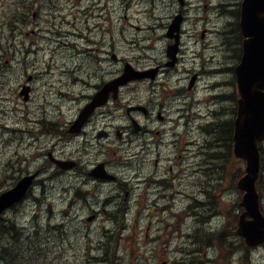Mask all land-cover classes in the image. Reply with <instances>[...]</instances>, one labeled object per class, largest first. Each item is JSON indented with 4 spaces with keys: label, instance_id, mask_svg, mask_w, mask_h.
<instances>
[{
    "label": "flooded vegetation",
    "instance_id": "flooded-vegetation-1",
    "mask_svg": "<svg viewBox=\"0 0 264 264\" xmlns=\"http://www.w3.org/2000/svg\"><path fill=\"white\" fill-rule=\"evenodd\" d=\"M34 1L38 2V0ZM59 1L60 0L40 1L45 4L57 5L56 7H51L48 11L44 9L45 18L39 13L43 11L41 5L35 7L37 11L29 12L21 10L22 6H26L23 5V2H29V0H17L16 7L18 10H15L13 14L12 12L6 13L7 24L9 25L8 35L5 38H0V93L3 91L1 87L3 84L20 85L19 88L24 84H29L34 100L40 96L38 92L39 83L44 85L46 82V73L45 69L38 71V68H35L33 57H36L37 63L39 42L50 40V35H64L59 30H56L52 24L48 23L46 19L51 11L58 9V7H62V2ZM164 2H169L170 7V11L163 18L167 23L173 22L178 15L181 17L179 30L177 28L175 34L169 35L172 38H170L167 33L165 34V36H167L164 44L165 53L161 61L157 62V65L160 68V72H163L166 77L159 82V86L171 85L173 93L178 97L187 99L184 101V104L189 105V99L194 98L191 95V92L194 91V88H191V82L194 76L197 77L198 75L201 81L209 78L218 83L226 82L225 80L228 78L226 83L229 85V75L227 74H230V63L226 61L230 58L229 18L222 23L220 27H216L215 30L210 32L217 35L227 33L224 47H217L214 43H208L202 37H205L207 32L200 35L201 37L198 35V24L202 23L204 19L211 22L213 16L220 18L216 14L208 15L204 13V10L208 8L207 0H176L175 3H171V0H164ZM89 3V12L83 13L80 18L83 21H91L98 35H100V41L103 44L108 42L109 48L116 50V31L125 32L127 26V24L121 25V21H129L134 16L140 14L139 10L134 12L137 1L90 0ZM141 3L149 5L154 11L156 9V4L153 1L147 0ZM116 5L119 7L116 8ZM192 10L195 11L196 17H192ZM217 11H221L228 17L226 12L222 10ZM190 18H195V21L191 22ZM151 19L154 20V22L150 25L143 26V30H152L153 24L155 23L156 25V18L152 17ZM45 22L49 24V28L42 26ZM117 22H120L119 26ZM22 29L32 33L37 39L29 43L21 42L17 35ZM183 37L202 50H208L209 57L195 61L190 57L184 56L182 46L185 39ZM176 39L178 40L179 48L174 69H179L180 77L172 81L169 79V76L172 74L173 70H170L171 68L169 69L170 64L167 58L169 56L167 51L176 43ZM85 40L89 45L96 44V42L93 40L91 41L90 38H85ZM73 47L78 57L86 61L82 66L78 65L72 71L75 72V76H78V72L81 71V76H78L80 78L79 83L89 79V82L85 84L90 90L88 92H85L86 89L78 93L70 92L74 97H71L72 95L70 93L66 94L68 97H71L70 101L75 103L66 109L67 115L64 117L63 123L54 125V129L56 130L55 133H52L47 128H42L36 122H32L29 126L25 124L24 129H22L21 126L23 123L17 118L19 112L18 100L14 97H6L2 100L8 101L12 113L15 114L14 118L17 120L9 124L13 119L12 116L9 115L5 122H3L6 125V129L15 127L14 129L18 131L15 134L19 136L18 139L23 144L24 138L28 137V139L32 141L31 143L35 144L34 149L37 151L36 155H40L44 163L50 158L51 164H54L61 174L47 167V164L41 165L46 167L40 170L37 168H24L23 170L20 169L19 172H22L24 175L30 174L38 177L42 171H49L57 178V181H63L67 183L68 186L72 187V189L68 188L67 191H65L63 200L66 199L68 204H76L78 200L84 198L87 205H91L90 201L93 200L95 202L101 199L106 191L119 186L120 182L118 179L122 180L119 176V171L117 172L119 164L124 163L123 161L131 164L132 160L138 158L139 154H141V157L144 156V163L140 167V172H151V168H156L158 170L166 168L167 166L170 168L169 171L171 173L177 169V176L172 175L171 178L169 176H163L166 181L170 182L173 180V182H175L173 189L175 190L178 186L177 184L181 181L178 176L185 174V176L188 177L190 175L188 163H186L184 167H181L169 156V154L173 153L171 150L174 149L175 141L189 139L194 141L193 147L197 146L199 142L191 126L181 119L180 113L176 116L178 118L173 117L174 105L172 96L164 98L160 96V93L155 88H149L145 94V102L141 103L134 98H129L127 100L128 97H123L122 93L121 96L115 99L116 101H112L113 95L111 94L107 104L98 108L85 126L75 131L74 122L81 110L91 103L94 96L107 84V82L117 77V73L113 70H107L105 67L106 64H104L106 60L95 56L92 53V49H84L78 45H74ZM207 47L213 48V51H210ZM23 68H25V71H22ZM51 73L55 74L54 72ZM130 84L132 83L128 85ZM127 88L128 87H126V89ZM150 89L153 90V93L150 92ZM12 90V88H9L7 92H11ZM124 101H126V104ZM180 101L181 98L178 102ZM197 101L202 104L207 103L202 97L197 99ZM219 108L220 106L216 105L208 114H202L198 117L209 123L212 117H219ZM187 109L191 113L196 110L193 103L190 104ZM34 125L40 129L42 134L47 133L50 139L55 140V144H52L51 140L48 138H43L46 139L44 143L43 139H37L29 129V127ZM179 129L182 130L180 131ZM97 130L99 136L104 135L103 139H101L102 137L97 138V135H93V131L97 133ZM170 138L172 140H170ZM32 144L29 146H32ZM42 144L49 147V149L44 150ZM97 145L103 147L105 153L101 152L105 154L107 158L95 162V158H93L95 151H93V149L97 147ZM87 147L94 148L86 149ZM134 148H140L141 151H133L132 149ZM112 149H114L113 153L115 156L111 153ZM51 150H55L56 153ZM57 154L61 156L62 160L59 159ZM190 154L185 157L184 162L187 161ZM89 156H91V158H89ZM163 160L165 165L162 163ZM100 162L104 163L105 170L109 174V177L104 178L94 174V170ZM112 163L114 164L111 165ZM61 164H66V166H61ZM17 167L19 168L21 166L17 164L15 166V171ZM131 174L132 173H128L126 178ZM157 174L158 171L150 178L151 182H160ZM133 193V191L127 190L124 201H126L130 195L133 197Z\"/></svg>",
    "mask_w": 264,
    "mask_h": 264
},
{
    "label": "rangeland",
    "instance_id": "rangeland-1",
    "mask_svg": "<svg viewBox=\"0 0 264 264\" xmlns=\"http://www.w3.org/2000/svg\"><path fill=\"white\" fill-rule=\"evenodd\" d=\"M40 1H46V0H38L37 6L39 7L40 5L43 7V12L44 9L48 11L51 7H56L57 5H51V4H45L41 3ZM90 0H60L59 2H62V7H58V9L53 10L50 12V17L53 18L54 25H56L59 29L60 32H62L64 35L70 34L69 37L65 36H59V35H50V41L46 42L45 40L41 42L44 50L42 54H39V61L36 63V57H33V64L35 63V68H38V71L45 69V75H46V82L44 85H41L39 83V93L40 96L34 101V98H32L31 105L33 108L31 111L33 115H35V122L38 124L41 121H46L47 123L50 121H54L57 125L63 123L64 117L67 115L66 109L70 107L72 104L75 102L70 101L71 97H74L71 93L75 92H81L85 90V92L89 91V87H86V82H89V79L86 81L79 83L80 78L78 76H81V71L78 72V76H75V72L72 70L77 67L78 65H81L86 61L83 58H79L78 55L76 54L75 51H73L71 48L67 47L66 44L70 42V40H73L79 47L82 48H90L93 50V54L97 57L104 58L106 61L104 62L105 67L107 70H113L117 73V76H121L123 74L124 70V64L129 63L135 68L136 70H144L149 67H155L157 62H160L161 59L164 56V32L160 35V31L156 29L155 23L153 24L152 30H142L143 26L145 25H150L151 23L154 22L152 20V15L159 16L160 13L163 14V18L166 16V14L170 11L169 8L165 7L164 5H161V1L157 0L156 1V9L155 11L149 7V5L144 4L139 2L140 4L135 5L134 7V12L137 10L141 11L138 16H134L132 19L129 21H121V25L126 26V31L125 32H120L116 31L115 39L117 40V49L114 50L113 48H109V43L105 42L104 44L100 41V35H98L96 29L91 31L87 30L86 26V21H83L80 16L83 13H80V10H84L85 7L90 6L89 3ZM176 0H171V3H175ZM5 3V5H4ZM15 4H12L8 1H2L0 0V21L3 20V18H6V9L8 11L9 7H13ZM119 6L116 5V8ZM61 11L62 17L65 20V23L62 22L58 18V13ZM208 8L204 10V13H207ZM192 17H196L195 11H191ZM213 15V14H209ZM45 18V17H44ZM47 19V18H46ZM191 22L195 21V18H190ZM211 22H209L207 19H204L202 23L198 24L197 30H198V35H202L203 33L207 32L208 37L211 31L215 30L216 27H220L222 23H224L227 19L226 16H223L222 18H217L213 16L211 18ZM48 23L49 20H47ZM45 22L42 24L43 27L49 28V24ZM116 22V21H115ZM142 24H141V23ZM118 26L120 25V22H117ZM59 25V26H58ZM9 27V25L7 24ZM24 32V29L22 30V33ZM213 33V32H212ZM84 35L87 36L88 38L95 39L98 41L99 45L102 46V52L98 53L97 48H95L94 45H89L87 41L84 38ZM201 37V36H200ZM205 37V38H206ZM43 38V37H39ZM29 39V40H26ZM37 37H32V36H27L25 37L22 35L21 37V42H31L33 40H36ZM186 39V38H185ZM136 40L140 45L141 49H138L134 46L133 41ZM189 42L187 39L185 40ZM215 39H212L211 43L215 44ZM97 45V47H99ZM210 51H213V48L207 47ZM110 51V52H109ZM69 53V54H68ZM115 53L121 62V64L118 63V60H114L111 57V54ZM99 54V55H98ZM186 57H190L191 59H194L195 61L200 60L202 58H207L209 57V51L208 50H202L198 46L194 45L193 43L189 42L188 49L186 50ZM231 64V66L234 64L233 58H229V60H226ZM22 71H25V68L22 69ZM63 71V72H62ZM54 72L55 74L51 73ZM170 80L173 81L174 77L170 75L169 77ZM228 78L225 80L227 82ZM161 81L160 79L157 80L159 83ZM209 83V78L206 80H202L200 84H197L196 89L191 92V95L197 100L199 98H203L204 100L207 101L206 104L202 103H197L196 104V112L199 115H206L210 110L213 109L214 107V102L213 99L219 98L221 100L226 99L230 94H231V86H228L225 84V82H222L223 85H220V89L218 88L214 92H211L212 90H209L207 88V85ZM140 84H137L139 86ZM20 87V85H19ZM163 88L166 89V91H169L171 88V85H163L160 87V92L163 97L166 96V91H163ZM151 93H153V90L150 89ZM71 92V93H70ZM70 93L72 96L68 97L66 94ZM122 96L123 97H128L129 98H134L135 100L143 103L145 102V91L144 88L140 90H134L131 88L124 89L122 91ZM181 101L176 104V106H181L185 108V110H188L187 104H184V101L187 99H184L182 97ZM124 100V99H123ZM23 103L22 101H20ZM212 103V104H211ZM1 106H5L6 104H0ZM138 105V104H136ZM226 108L228 107V102L225 104ZM134 107H139V106H134ZM200 110L202 111L200 113ZM59 112L61 114H59ZM10 116L12 114V110L10 109L9 112ZM211 121V119L209 120ZM2 119H0V180H6V184L10 185L13 182H17L24 174L22 172H19L20 169L28 168L32 169L36 167V164L39 163L41 164L43 162L42 158L40 155H35L33 158H30V149L34 147L35 144H32L31 141L29 143L32 144V146H25L23 143L19 141V137L14 136L15 133L18 131L15 130V127L12 128H7L6 125L3 123ZM24 125V124H23ZM49 126V125H48ZM47 126V127H48ZM29 129L32 131V134L37 137V139H43V138H48L51 140L52 144H55V140L50 139L47 136V133L42 134L40 129L37 128V126H32L29 127ZM100 129V128H99ZM98 129V130H99ZM5 130V131H4ZM98 130L97 133L93 131V135H97V138H100L98 135ZM180 131L182 129H179ZM218 135V134H217ZM103 139V137L101 138ZM46 141V139H43V143ZM203 143V141H199ZM42 147L44 150L49 149V147L45 146L42 144ZM219 147H222L219 146ZM94 147H89V149H93ZM184 149V147H182ZM198 150V149H197ZM224 148H218V151H224ZM52 152H55V150H51ZM95 151L94 157L95 162L98 160H103L107 158L105 154L100 153V151L104 152L103 147L98 146L93 149ZM111 151H114L112 149ZM173 153H176L175 151L171 150ZM199 151V150H198ZM204 152V150H202ZM216 151L215 148L208 150V154L211 152ZM19 153V156H18ZM56 153V152H55ZM60 160H62L61 156L57 154ZM225 155L223 154L222 157ZM22 160V166L17 167L15 171V166H12V164H15ZM30 158V160H29ZM91 158V156H89ZM75 163V162H73ZM10 164V165H8ZM224 163L221 164L223 166ZM46 165V162H45ZM137 165H139V162H137ZM83 169V168H80ZM122 171L124 169H121ZM140 168L136 170L139 171ZM154 169H151L150 172V177L153 173ZM58 173V172H57ZM127 174H123L120 177L124 180L126 178ZM50 184V183H47ZM129 190L134 192V189L132 185L130 184L128 186ZM152 190V189H151ZM52 190H50L49 195H52L51 193ZM55 195L53 194V197H55L54 202H57L55 204V208L52 207V210L54 212L55 216H52L51 218V223H62L63 218L61 210L62 204H60L58 201H60L62 195L58 194L56 191ZM139 195V191H138ZM108 197V196H107ZM242 198V197H240ZM235 199H237L235 195ZM215 201L217 202L218 199L215 198ZM26 204H22L21 206L18 207V213L17 214H11L12 217L16 218L18 223H31L32 219L34 218L37 220L39 218V213L35 212V207L34 205L30 202V205L28 206ZM27 205V206H26ZM234 211V210H233ZM227 210H223L222 213H226ZM64 214V212H63ZM16 216V217H15ZM28 216V218H24ZM60 216V217H59ZM227 219H229L230 223L233 222L231 218L227 216ZM43 222H45V218H43ZM36 224V223H35ZM41 226H43L44 223H39ZM72 225L71 231H73L76 227L79 226V223H70ZM168 224H174L176 226L175 231L168 230L167 227H163L164 225ZM197 223H182L183 226V235H191L197 239V240H207L208 245L203 247V248H196V256L191 258L190 264L193 261L194 258V264H201V263H206L207 260L210 261L212 264H237V259L238 258H233L232 254L226 255L228 253H233L235 251V248H229L228 243L222 244L221 240L219 238H222L223 235L219 236L217 235L218 238H215L218 240V243H215L212 239L213 235H210V230L211 229H220L219 231H225L222 227L224 224H226L225 227L229 226V223H212L210 227L204 228V230H208L205 232H201L200 228ZM181 223H164L163 225L160 224L158 225L157 223H127L125 230L127 231L122 235L121 238V244L119 246L115 244L114 242V247H115V254L119 253L120 259L117 261V264H143V260H137V257H141V246L142 249L145 246L146 243V237L148 235H151V232L153 231V235H155L156 229H160L161 233L163 235H168L171 233V235H180L177 234L176 232H179L181 228L179 226ZM193 225V226H192ZM106 227L110 232V236H112L113 231L117 230L118 224L117 223H96L92 226V229L96 232V237L95 240L99 241L103 237V231L102 227ZM153 226V227H152ZM192 226L191 229L189 230L187 227ZM66 228H58L55 230V234L59 237H62V231ZM150 228V231H149ZM149 231V232H148ZM158 231V230H157ZM169 231V232H168ZM226 232V231H225ZM32 232L26 229L25 237H29V235ZM51 236V234L47 233L44 231L42 238L40 239L42 243V247L46 248L48 247V251L53 250V242H50V238H47V236ZM126 236V239L124 240L123 237ZM52 237V236H51ZM24 243L22 242L21 248L18 249V255L22 256V254L25 256V258L20 261L19 257L16 255L15 256V264H25L26 261H29L30 264H51L50 261L47 260V258H51L48 256H40L42 259L46 262H41L37 260V256H39L40 253L37 254H31L28 253L27 255L24 254V248L26 247L25 245V238H23ZM58 243V242H57ZM97 242H95L96 244ZM211 243H215L217 245L214 246ZM231 243V242H229ZM59 244V243H58ZM210 244L212 245V248H210ZM60 245V244H59ZM119 246V247H118ZM111 248V247H110ZM109 248V249H110ZM195 249V248H194ZM212 249V250H211ZM216 249V251L214 250ZM41 251V250H40ZM44 251V250H42ZM75 251H71L70 254L67 255V258L64 260L67 264H92L89 261L83 260V259H77L75 256ZM132 252L135 254L132 255ZM57 249L52 252L53 255H56ZM262 253V254H261ZM255 257V260H251L252 256H249L247 259L248 264H264V258H262V255H264L263 252H261ZM226 255V256H224ZM207 258V260L205 259ZM59 257L56 258L58 260ZM162 260L161 262H163ZM116 261H114L115 263ZM113 263V264H114ZM97 264H108V263H97ZM243 264H247L246 262H243Z\"/></svg>",
    "mask_w": 264,
    "mask_h": 264
},
{
    "label": "bare ground",
    "instance_id": "bare-ground-1",
    "mask_svg": "<svg viewBox=\"0 0 264 264\" xmlns=\"http://www.w3.org/2000/svg\"><path fill=\"white\" fill-rule=\"evenodd\" d=\"M5 1L15 4L13 7H9L8 11L6 9V13L12 12L13 14L15 10H18L16 7L17 0H5ZM162 1L165 4V7L170 9L169 2H164V0ZM232 2L235 3L236 1L207 0L208 9H212L214 11L222 10L226 12L228 15L230 59L235 54L234 53L235 46L239 44L241 41V36L238 31V25H237L238 20L233 12V10L235 9V4H231ZM23 5L26 6L25 7L22 6L21 10L29 11V12L37 11L35 9V7L37 6V2L34 0H29V2H23ZM39 13L42 14V17L45 16V12L40 11ZM62 37H64V35ZM133 44L136 48L141 49V45L136 40H134ZM74 45H77V43L71 40L66 44L67 47L75 51V48L73 47ZM43 50L44 48L41 42H39L37 61H39V54H42ZM229 71H230V64H229ZM227 75H229V86L235 89L236 83L233 76L231 75V73ZM235 100H236L235 94H230L225 99V101L229 103H233ZM17 102L19 106L18 109L19 112L17 114V118L18 120L20 119L21 122L24 124L21 126V128L24 129L25 124L29 126L32 122H35L36 116L31 114L33 113L31 111V109L33 108L31 103L24 104L21 103L20 101ZM237 102L238 100L235 101V103ZM4 103L6 104L5 106L0 105V119H2L3 121H5L10 115L9 114L10 105L7 100L1 102V104L3 105ZM124 103L126 104V101H124ZM219 109H220L219 112L220 114L218 113L219 117L218 118L212 117L211 121H209L208 123L211 126L209 132L206 134L202 133L199 136L196 134L197 141L199 142L202 140L203 143L199 142L197 146L193 147V150L201 148V150L206 149V151L203 153L202 156L191 153L187 161L184 162V165H186V163H188L189 165L190 175L188 177H186L185 174L178 176L181 179V181L177 184L178 185L177 188L173 190L175 186V182H173V180L168 182L164 179L163 176H169L170 178L172 175L177 176L178 175L177 169L174 170L173 173L169 171V168H161L158 170L154 169L150 178H152L154 173L158 171L157 177L160 179V182H155V181L151 182L152 184L151 195L147 201L141 200L135 193H133V197L130 195V197L127 198L126 201H124V198L126 197V192L129 189L123 186H118L114 189L106 191L104 195L101 197V199L96 200L95 202L93 200L90 201L91 205H87V202L85 201L84 198L78 200L76 204L75 203L68 204L66 199L63 200V194L65 193V191H67L68 188L72 189V187L68 186L67 183L63 181H57V178H55V176L52 175L51 172L42 171L38 177H36V175H30V174L24 175L25 177L22 176L25 179L24 180L25 183L28 182V180L33 179V184L31 187L34 189V193L33 195L30 196L29 201L36 208L35 212L40 214L37 220H35L34 217L31 221V223H36L33 225L35 228L41 227L39 223H51L52 216H55L52 210V207L55 208V204L57 203L54 202L55 199V197H53V194L55 195L54 191L62 195L60 201H58L60 204H62L61 210H63L64 212V214L62 212V215H60L62 216L61 218H63L62 223H68V224L79 223V226L76 227L73 231H68L66 237L67 239L64 242L60 243V245L57 248L56 255H53L51 253L50 257L53 260H56L57 257L60 258L68 246V241H71L73 243L76 242L88 243L91 241L92 242L97 241L95 240L96 232L89 227L82 226L81 223H144V221H146V223H157L158 225H160V224L172 222L175 216H180L182 217V220L186 219L189 223H197L196 225H198L201 232L208 231V230H204V228L210 227L212 223H230V222H223L219 218V214L222 213L226 203L229 202V200L232 198L233 195L230 193H226L219 180L222 169L221 164L225 163V159H226V158H222V155L224 154L231 158L234 155L236 146L232 140L231 141L228 140L229 128H228V123L226 122L227 117H226L225 109L223 106H220ZM11 116L13 119L12 122H9V124H12L17 121L14 118L15 114L12 113ZM14 136L19 137L17 134H14ZM30 141L31 140H29L28 137H25L24 138L25 146L29 147V145L31 144L29 143ZM221 145L222 147H219ZM34 147L29 151L30 158H33L36 155L37 151L34 149ZM262 147L264 149V144ZM213 148H215L216 151L208 154L207 151ZM218 148H224L225 150L218 151ZM132 150L136 152L141 151L140 148L137 149L134 148ZM218 153H221V156H219ZM20 159L21 158H19V160ZM143 161H144V156L141 157V154H139L138 158H134L131 164L126 163V161H123L124 163H120L117 169V172L119 171L120 173L119 176L123 174L136 172V170L143 165L144 163ZM137 162H139V165H137ZM42 163L45 164L44 162ZM17 164L19 166H22V160H20L15 164H12V166H16ZM46 164L48 165L47 167L54 169L56 173L58 172V168H56L54 164H51L50 158H48ZM113 164L114 163H112L111 165ZM43 167L46 166H41V164L37 163L35 168L40 170ZM121 169L124 170L122 171ZM58 174L61 173L58 172ZM0 182H1V191H2L5 187H10L9 189L13 187L15 189L16 184L19 182V180L17 182L11 183L10 185L6 184L7 183L6 180L4 181L0 180ZM50 190H52L51 191L52 195H49ZM215 197H217L218 199V202L216 203L214 200ZM239 200H241L240 197ZM261 201L264 206V196H261ZM43 218H45V222H43ZM18 221L19 220H17L14 217L6 219L5 222L7 223L4 225V229L6 226L8 227L9 225L11 228L16 223H18ZM231 223H237V222L233 221ZM60 226H64V225L61 224ZM125 227L126 226L122 228H117V230L113 231L112 236H110L111 231L106 229V227L103 228V233H104L103 237L97 242L101 243V245L107 249H109L114 245L113 242H115V244H120L122 235L127 231V229L125 230ZM17 228L18 226H16V229ZM222 228L226 232L219 231L220 229L210 230V235H213L212 237H214V239L212 240L215 243L219 244L218 240L215 238H218L217 235L219 236L220 234L223 235L222 238H219L222 244L229 242L235 243L232 239L233 235L228 233L229 228L224 226ZM21 229L23 230L24 228ZM191 233L187 236L186 240L184 241L182 246L179 248V251L175 255L174 264H188L187 254L191 249L203 248L208 245L207 240L206 241L197 240L191 235ZM42 235H40L39 237V235H36L34 232H32L29 235L30 239L25 240V244L30 249L34 248L36 250H46V248L42 247V243L40 241ZM125 237L126 236H124L123 239ZM24 238L26 239L27 237H25L24 235ZM22 242L24 243V240H22L21 243ZM215 243H211V244L215 245ZM211 244H210V248H212ZM214 250L216 251V249ZM261 252L264 253V247L257 248V245L249 246V247H239L236 249L235 258H238L237 260H241V259H248L249 256H252L251 260L253 259L255 260V257ZM262 258H264V255H262ZM208 262L210 263V261L207 260L206 263Z\"/></svg>",
    "mask_w": 264,
    "mask_h": 264
},
{
    "label": "water",
    "instance_id": "water-1",
    "mask_svg": "<svg viewBox=\"0 0 264 264\" xmlns=\"http://www.w3.org/2000/svg\"><path fill=\"white\" fill-rule=\"evenodd\" d=\"M241 30L245 38L241 64L236 69L240 99L235 121V156L247 161V174L239 182V188L246 191L242 206L247 210L239 223V234L247 243L264 242V216L259 209L256 181L260 172L259 144L264 140V0H244L241 13ZM145 74L130 73V77L114 81L108 86L125 84L131 78H142ZM97 96L81 114L77 124L87 120L96 106L105 103L108 89ZM23 184L0 197V214L23 196ZM252 218L248 221L247 218Z\"/></svg>",
    "mask_w": 264,
    "mask_h": 264
},
{
    "label": "trees",
    "instance_id": "trees-1",
    "mask_svg": "<svg viewBox=\"0 0 264 264\" xmlns=\"http://www.w3.org/2000/svg\"><path fill=\"white\" fill-rule=\"evenodd\" d=\"M234 108V107H233ZM228 123V128H229V133H228V140H232L233 138V133H234V126H233V120L229 119L228 121H226ZM219 156H221V153H218ZM222 158H226L225 159V163L224 164H231L232 161H234V157L232 156L231 158L228 157L227 155H225ZM236 160V159H235ZM261 160H262V169H263V173H262V179L261 182L258 185V190L261 194V196H264V149L261 146ZM238 160H236L237 162ZM233 162V163H236ZM238 165V167L240 166V163H236ZM230 172L231 170L227 171L225 174L222 175L223 171H221V179L225 180L228 179L230 177ZM229 180V179H228ZM228 180H226L225 182H227ZM237 182V180H236ZM0 193H1V182H0ZM5 221L0 220V264H15V256L17 255L20 259V261H22L25 256L22 254V256L18 255V249L21 248V241L24 238L25 233L22 231H18L16 229V225L12 226L10 228V225L7 227H5L4 229V225ZM43 232H36V235H42ZM47 236V235H46ZM30 239L29 237L26 238ZM26 247L24 248V254H36L37 252H40L39 256H37V260L43 262L44 260L42 259L43 256L45 257V255L43 254L42 250H36L34 248L30 249L27 245H25ZM36 252V253H35ZM26 263L25 264H30L29 261L24 260ZM47 260H45L44 262H46ZM49 261V260H48ZM51 263V262H50ZM107 263L111 264V260L109 259L107 261Z\"/></svg>",
    "mask_w": 264,
    "mask_h": 264
}]
</instances>
